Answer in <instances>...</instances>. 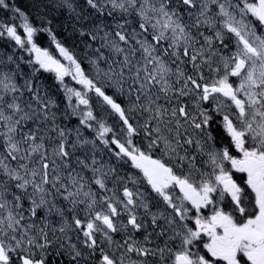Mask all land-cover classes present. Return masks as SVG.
I'll return each instance as SVG.
<instances>
[{"label":"snow or ice","instance_id":"6c2138e0","mask_svg":"<svg viewBox=\"0 0 264 264\" xmlns=\"http://www.w3.org/2000/svg\"><path fill=\"white\" fill-rule=\"evenodd\" d=\"M0 264H264V0H0Z\"/></svg>","mask_w":264,"mask_h":264}]
</instances>
